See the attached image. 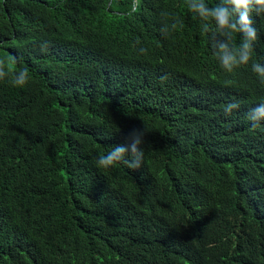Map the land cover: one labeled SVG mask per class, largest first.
<instances>
[{
	"label": "trees",
	"instance_id": "obj_1",
	"mask_svg": "<svg viewBox=\"0 0 264 264\" xmlns=\"http://www.w3.org/2000/svg\"><path fill=\"white\" fill-rule=\"evenodd\" d=\"M131 4L0 0V60L30 74L0 80V264H264V17L228 73L186 0ZM145 128L141 169L95 167Z\"/></svg>",
	"mask_w": 264,
	"mask_h": 264
},
{
	"label": "clouds",
	"instance_id": "obj_2",
	"mask_svg": "<svg viewBox=\"0 0 264 264\" xmlns=\"http://www.w3.org/2000/svg\"><path fill=\"white\" fill-rule=\"evenodd\" d=\"M141 0H132L130 6L131 15L138 11ZM186 7L193 14V18L200 21V34L206 37L213 51V56L219 62L220 67L228 73L236 68L247 65L252 58L254 42L258 39L257 29L254 27L255 17H264V0H218L214 6H209L205 0H186ZM160 34L167 39L169 35L183 28V22L179 17H171L169 13H162ZM237 36L240 37L236 43ZM137 45L141 44L138 39ZM42 50L47 48L41 45ZM140 54H145L147 49L139 47ZM9 62L15 64L16 58L10 57ZM252 71L258 75L261 83H264V65L252 63ZM11 75V83L16 87H24L29 82L30 74L27 67L20 68L14 73H9L6 64L0 60V80ZM231 80H226L225 85H231ZM238 102H231L223 106L226 114L239 109ZM247 119L251 122L252 129L261 127L264 122V99L251 108L247 113ZM147 129H133L126 144L116 145L104 154L101 153L94 161L95 167L101 170H109L122 164L130 170H139L144 166L145 143L144 137Z\"/></svg>",
	"mask_w": 264,
	"mask_h": 264
}]
</instances>
